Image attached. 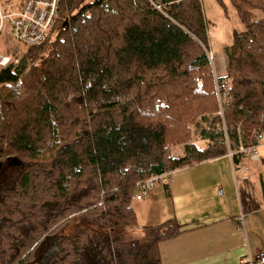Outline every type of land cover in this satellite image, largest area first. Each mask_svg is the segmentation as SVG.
Here are the masks:
<instances>
[{
    "label": "trees",
    "instance_id": "1",
    "mask_svg": "<svg viewBox=\"0 0 264 264\" xmlns=\"http://www.w3.org/2000/svg\"><path fill=\"white\" fill-rule=\"evenodd\" d=\"M153 1L60 0L49 36L0 71V264H162L182 228L138 226L137 183L225 154L248 106V143L262 138L264 0H232L245 28L217 80L202 0ZM198 117L217 134L172 156Z\"/></svg>",
    "mask_w": 264,
    "mask_h": 264
},
{
    "label": "crops",
    "instance_id": "2",
    "mask_svg": "<svg viewBox=\"0 0 264 264\" xmlns=\"http://www.w3.org/2000/svg\"><path fill=\"white\" fill-rule=\"evenodd\" d=\"M245 112L252 120L257 116L250 106ZM233 137L234 149L249 144L246 135L242 141ZM255 145V155L230 157L227 150L173 169L168 184L157 186L148 198L133 199L141 227L174 222L182 228L161 241L162 264H241L248 254L264 251V133ZM242 211L244 224L238 219Z\"/></svg>",
    "mask_w": 264,
    "mask_h": 264
},
{
    "label": "built area",
    "instance_id": "3",
    "mask_svg": "<svg viewBox=\"0 0 264 264\" xmlns=\"http://www.w3.org/2000/svg\"><path fill=\"white\" fill-rule=\"evenodd\" d=\"M153 4L157 9L165 13L162 1H153ZM59 5L60 0H0V34L6 30L7 34L18 43L27 46L39 44L51 33L58 17ZM208 54L209 58L213 60L212 53L209 52ZM19 63V58H14L0 51V71L6 67H11L14 72ZM220 101L221 104L228 102L227 93L223 94L222 99L220 96ZM219 113L223 115V108H221ZM237 152L255 155L258 153V146L245 144L243 147H237V149L229 147L228 154L230 157H233ZM244 168L248 171L245 166ZM172 174V171H167L154 174L145 180L139 181L136 186L137 191L134 194V199L148 198L154 193L157 186L168 184L172 180ZM246 217L247 214L242 211L238 216L241 224L245 223ZM240 261L241 264H264V251L256 254L250 253Z\"/></svg>",
    "mask_w": 264,
    "mask_h": 264
},
{
    "label": "rangeland",
    "instance_id": "4",
    "mask_svg": "<svg viewBox=\"0 0 264 264\" xmlns=\"http://www.w3.org/2000/svg\"><path fill=\"white\" fill-rule=\"evenodd\" d=\"M203 10L205 14V19L207 22V31H208V45L206 46V52H210L213 55V60L211 63L214 69V76L216 80L219 77L225 76L227 73V64L229 57L226 52V48L231 46L234 41V35L236 32L243 31L245 24L243 23L239 13L232 2V0H202ZM257 17L264 16L263 11H255ZM26 45L16 42L14 39L7 34L6 30L0 34V51L5 54H8L12 57H17L22 60ZM29 65V64H28ZM222 89L218 86V95L220 96ZM226 93V92H225ZM247 112L242 113L232 124V132L229 133L228 129L225 132V136L231 134V148L234 149L233 141L236 140L233 136L235 134V124L237 120L242 117ZM201 118L198 117L197 121ZM255 119V118H254ZM253 119V120H254ZM250 119L244 126V132L246 135V126L253 121ZM200 123V124H199ZM198 124H192L191 126V141L183 142L178 145L172 146L171 154L174 157H181L184 155V147L186 144L198 143L199 145L204 146L206 141L202 140V135H208L209 133L217 134V131L214 128L210 127V123L200 120ZM206 127V128H205ZM226 127H224L225 130ZM234 133V135H233ZM237 133L240 138L243 136V131L240 126H237ZM229 150V144H227ZM140 219H138V226H140ZM141 233V228L137 227V230L134 231V234L139 235Z\"/></svg>",
    "mask_w": 264,
    "mask_h": 264
},
{
    "label": "bare ground",
    "instance_id": "5",
    "mask_svg": "<svg viewBox=\"0 0 264 264\" xmlns=\"http://www.w3.org/2000/svg\"><path fill=\"white\" fill-rule=\"evenodd\" d=\"M240 141H241V139H240Z\"/></svg>",
    "mask_w": 264,
    "mask_h": 264
}]
</instances>
